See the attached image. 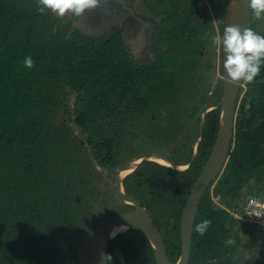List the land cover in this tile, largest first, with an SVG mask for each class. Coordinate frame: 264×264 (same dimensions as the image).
<instances>
[{
    "label": "trees",
    "instance_id": "1",
    "mask_svg": "<svg viewBox=\"0 0 264 264\" xmlns=\"http://www.w3.org/2000/svg\"><path fill=\"white\" fill-rule=\"evenodd\" d=\"M143 5L157 21L154 61L138 63L119 27L86 34L72 19L40 13L37 0H0V264H80L75 236L98 201L100 180L109 179L108 198L121 199L120 169L153 154L189 164L198 143L189 169L143 160L124 186L160 228L179 232L187 197L221 128L222 107L208 108L223 90H211L204 1ZM26 56L31 68L23 64ZM249 84L251 113L236 117L229 159L214 186L237 202L264 173V114L254 126L264 67ZM211 183L196 214L190 264H238L240 237L232 234L230 213L215 208ZM204 219L211 224L200 235L195 225ZM172 237L168 252L175 261L182 247ZM229 239L235 243L226 244ZM108 252L109 264L129 254L157 264L137 228L112 238Z\"/></svg>",
    "mask_w": 264,
    "mask_h": 264
},
{
    "label": "rangeland",
    "instance_id": "2",
    "mask_svg": "<svg viewBox=\"0 0 264 264\" xmlns=\"http://www.w3.org/2000/svg\"><path fill=\"white\" fill-rule=\"evenodd\" d=\"M137 0H99L98 6L88 9L81 17H74L71 13L66 14L61 17L53 13L54 15L61 18V20L69 21L73 20V24L76 28L81 30L86 34L101 35L111 31L115 27H121L120 29L124 32V41L128 45V48L132 50L134 58L138 63L151 62L154 61L153 53V41L154 35L156 32V24L152 19V16H147L142 12V9H138L136 6ZM141 1V0H138ZM207 5V8L203 11L202 17L205 22L208 24L206 27V38L209 41V45L213 46L210 50V54L207 55L208 58H212L214 64L213 67V76L211 80V90L214 91L218 86L223 90V78L222 73V52L220 46L214 42V37L216 35H221L224 28V23L227 17V7L229 0H218L219 3L213 5L212 2L208 0H203ZM128 9H131L138 15L142 22L138 27V30H134L133 19L128 17L127 22L122 20L126 15H131ZM133 15V14H132ZM157 22V21H156ZM129 24V25H128ZM120 25V26H119ZM248 27L253 28L256 32H261L264 30V17L257 18L251 11V21ZM154 34V35H153ZM205 52H203L204 54ZM211 91V93H212ZM222 96V95H221ZM253 98V86L247 82L240 83V92L236 108V117L243 114L249 115L250 112V103ZM262 106L256 111V117L254 119V126L257 125L262 119L264 114V97H262ZM210 108V107H209ZM208 108V109H209ZM203 120L201 122V127L203 126ZM200 139V137L198 138ZM197 147V146H196ZM195 148V151L196 152ZM156 155V154H153ZM153 155H148L143 158L135 159L132 162L138 161L137 166L124 175L122 180L119 179L120 170L117 172V177L119 182L122 184V190L125 192V183L128 176L132 175L136 168L140 165L143 160H153L160 164L172 166L169 164H164L156 159H153ZM195 155V153H194ZM171 161V160H170ZM131 162V163H132ZM130 163V164H131ZM174 163V162H173ZM129 164V165H130ZM129 165L125 168H128ZM178 165H187L184 168H176L177 170H186L189 168L188 164H178ZM123 168V169H125ZM223 171L217 174L214 178L209 181L206 185L204 192L207 190V186L210 182H213L211 185V194L214 202V206L217 209L227 210L229 213L236 204L243 202L247 195H256L264 200V173L258 179L255 176L242 190L243 197L240 201H235L232 194H228L221 190H215L214 186L219 182L223 177ZM261 173V172H260ZM108 178L103 177L102 180L98 183L100 194L97 196V203L94 204V207L91 209L90 214L87 215L86 221L81 225L75 236V246H77V255L79 250V245L82 241L84 235L92 232L96 226L100 223L101 220L108 216H113L119 213L130 211L131 207L136 205L133 201L128 198L117 199L108 198L107 192L110 187H108L107 182ZM217 192V193H216ZM106 198V200H104ZM233 204V205H231ZM146 209V208H145ZM132 210V209H131ZM147 210V209H146ZM148 211V210H147ZM149 213V212H148ZM150 214V213H149ZM151 216V215H150ZM230 216L233 221L231 230L234 235L240 237V244L238 248V264L249 263V264H264V226L256 223H251L248 221H243L236 219L230 213ZM80 262V261H79ZM70 264H78L75 260H71ZM122 264H138L135 259L131 257H126L123 260Z\"/></svg>",
    "mask_w": 264,
    "mask_h": 264
},
{
    "label": "water",
    "instance_id": "3",
    "mask_svg": "<svg viewBox=\"0 0 264 264\" xmlns=\"http://www.w3.org/2000/svg\"><path fill=\"white\" fill-rule=\"evenodd\" d=\"M242 6L239 12L235 15L229 16L227 14L225 24L227 25H239L242 29L247 28L251 21V10L249 8L250 0H240ZM240 92V83H229L225 77L223 78V91L221 101L216 105L210 106L209 109L215 108L217 105L222 107L221 111V128L219 134L215 140V143L211 149L210 155L207 158L200 174L198 175L185 203L181 217V235L183 241V253L177 262H172L166 252L163 242L162 234L159 231L158 224L148 213H141L140 209L143 208L140 201L131 196H128L122 190V184L119 182L116 175L117 191L120 198H128L134 202L136 208L119 213L113 216H108L100 221L96 228L83 236L79 245L78 258L80 264H83L81 259L83 244L88 246L89 260L91 264H101L98 256V247L100 240L109 227L117 224L118 222H127L132 225L133 228L142 230L148 237L158 264H188L190 260L191 245L193 228L195 224L196 214L199 209L200 199L204 193L207 183L214 178L217 174L222 172L228 162L230 149L235 132L236 123V108L237 100ZM208 109V110H209ZM205 116V114H204ZM224 119V121H223ZM204 124V122H203ZM203 127V126H202ZM201 127V129H202ZM192 161L188 164L189 168L195 161L198 155V146ZM169 160V159H168ZM143 161V159H142ZM141 161V162H142ZM175 164V163H174ZM173 167V166H171ZM174 168V167H173ZM188 168V169H189ZM176 169V168H175ZM118 174V173H117Z\"/></svg>",
    "mask_w": 264,
    "mask_h": 264
},
{
    "label": "clouds",
    "instance_id": "4",
    "mask_svg": "<svg viewBox=\"0 0 264 264\" xmlns=\"http://www.w3.org/2000/svg\"><path fill=\"white\" fill-rule=\"evenodd\" d=\"M98 4L99 0H37L40 13L50 10L61 17L68 13L74 17H81L86 10ZM249 8L257 18L264 17V0H250ZM214 42L220 46L222 73L229 83H251L260 74L264 67V35L251 27L242 29L239 25L225 24L222 34L216 35ZM33 63L31 56H26L23 60L26 68H31ZM210 224V220L204 219L195 225V230L204 235ZM116 234L113 230L110 236L115 237ZM234 243L232 239L226 241L228 245ZM101 260L103 264H109L112 256L110 253H103Z\"/></svg>",
    "mask_w": 264,
    "mask_h": 264
},
{
    "label": "bare ground",
    "instance_id": "5",
    "mask_svg": "<svg viewBox=\"0 0 264 264\" xmlns=\"http://www.w3.org/2000/svg\"><path fill=\"white\" fill-rule=\"evenodd\" d=\"M241 6H242V3H241L240 0H234V2H233V0H229V4H228V7H227V14L229 16H232V15L237 14L239 12ZM223 121H224V119H223ZM152 158L153 159H156L157 161H159L161 163H164V164L165 163L166 164H169V165L172 164V166L174 168H184V167H187V165L174 164L172 161L168 160V158L165 157V156H163V155L156 154V155H153ZM138 162H139V160L138 161H135V162H132L129 165L128 168L121 169L120 170V173H119V179L122 180V178L124 177L125 174H127L128 172H130L131 170H133L137 166ZM140 212L143 213V214L147 213L145 207L141 208L140 209ZM130 228H133L132 225L130 223L125 222V221L118 222L117 224H115V225H113V226H111V227L108 228V230L102 236V238L100 240V243H99V247H98V256H99V260H100V263L101 264H103V261L101 260V255L103 253H106L107 244L113 238L112 236H110V233L113 230H115L116 233L118 234V233H121V232H123V231H125L127 229H130ZM81 259H82L83 264H91V262L89 260L88 246H87L86 243L83 244Z\"/></svg>",
    "mask_w": 264,
    "mask_h": 264
},
{
    "label": "flooded vegetation",
    "instance_id": "6",
    "mask_svg": "<svg viewBox=\"0 0 264 264\" xmlns=\"http://www.w3.org/2000/svg\"><path fill=\"white\" fill-rule=\"evenodd\" d=\"M143 1L144 0H141V1H136V8H137V11H138V9L140 8V9H142V12H143V14H144V5H143ZM130 12L132 11L131 9H128ZM134 10L135 9H133V11H132V13H131V15H126L125 16V18L122 20L123 22H127V19H128V17L129 16H131V17H129V18H132L133 19V24H134V30H135V27H136V30H138V27L140 26V24H141V22H142V19L138 16V15H136V13L134 12ZM146 13V12H145ZM133 14V15H132ZM146 14H148V13H146ZM147 16H150V14L149 15H146V19H147ZM152 19H153V21L155 22V24H156V20L152 17ZM129 25V24H128ZM120 26V25H119ZM157 26V25H156ZM121 28V27H120ZM135 207H131V209H134ZM130 209V210H131ZM151 215V214H150ZM151 217L154 219V216H152L151 215ZM181 217H182V213H181V216H180V225H181ZM154 221L157 223V221L154 219ZM158 224V223H157ZM158 226H159V224H158ZM175 227H171L168 231L170 232V233H168L163 227L162 228H160V226H159V231L161 232V234H162V238H163V242H164V245H165V249H166V252H167V254H168V256H169V258H170V260L172 261V262H177L179 259H180V257H181V255H182V253H183V241H182V235H181V228H180V226H179V232H178V230L176 229V230H174V231H172L173 229H174ZM130 229H132V228H130ZM127 230H129V229H127ZM127 230H125V231H127ZM138 230H140V229H138ZM125 231H123V232H125ZM140 231H142V230H140ZM123 232H121V233H123ZM143 232V231H142ZM144 233V232H143ZM118 234H120V233H118ZM117 234V235H118ZM145 234V233H144ZM232 234H233V232H232ZM116 235V236H117ZM146 235V234H145ZM173 236V237H172ZM147 237V236H146ZM170 237H172L173 238V240H176V239H180V241H181V247H182V252H181V254L179 255V257L174 261V260H172V258H171V256H170V254H169V252H168V248H169V246H168V241H169V239H170ZM114 238V237H113ZM148 238V237H147ZM192 239H193V235H192ZM149 240V239H148ZM150 242V241H149ZM151 244V243H150ZM151 247H152V245H151ZM152 250H153V247H152ZM106 253H109L108 252V244H107V249H106ZM153 253H154V250H153ZM137 255V254H136ZM136 255L134 256V255H132V254H129V255H127V256H123L122 255V257L120 258V260H118V264H122L123 263V260L126 258V257H131V259H135L136 261H137V263L138 264H144V263H142V262H140V260L136 257ZM191 257H192V245H191V253H190V260H191ZM154 258H155V261H156V256H155V253H154ZM190 260H189V263L188 264H190ZM156 263H157V261H156ZM158 264V263H157Z\"/></svg>",
    "mask_w": 264,
    "mask_h": 264
},
{
    "label": "built area",
    "instance_id": "7",
    "mask_svg": "<svg viewBox=\"0 0 264 264\" xmlns=\"http://www.w3.org/2000/svg\"><path fill=\"white\" fill-rule=\"evenodd\" d=\"M229 211L236 219L264 226V200L256 195H247Z\"/></svg>",
    "mask_w": 264,
    "mask_h": 264
},
{
    "label": "crops",
    "instance_id": "8",
    "mask_svg": "<svg viewBox=\"0 0 264 264\" xmlns=\"http://www.w3.org/2000/svg\"><path fill=\"white\" fill-rule=\"evenodd\" d=\"M154 35V34H153Z\"/></svg>",
    "mask_w": 264,
    "mask_h": 264
}]
</instances>
